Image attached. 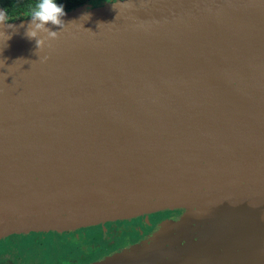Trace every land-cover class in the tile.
I'll use <instances>...</instances> for the list:
<instances>
[{
	"label": "water",
	"instance_id": "1",
	"mask_svg": "<svg viewBox=\"0 0 264 264\" xmlns=\"http://www.w3.org/2000/svg\"><path fill=\"white\" fill-rule=\"evenodd\" d=\"M65 12L0 36V239L184 210L93 264H264V0Z\"/></svg>",
	"mask_w": 264,
	"mask_h": 264
},
{
	"label": "flooded vegetation",
	"instance_id": "2",
	"mask_svg": "<svg viewBox=\"0 0 264 264\" xmlns=\"http://www.w3.org/2000/svg\"><path fill=\"white\" fill-rule=\"evenodd\" d=\"M162 212L167 211L68 231H31L11 234L0 239V264H93L130 248L140 240L145 242L149 240L155 231L153 230L151 234L145 236L143 231L146 228L145 224L136 222L138 221L136 219L148 216L159 219ZM183 212H179L180 215L177 217L173 216V218L167 219H178L184 215ZM102 225L108 227L107 235L104 238L106 241L102 242L101 240L98 245H95L90 232L94 227ZM125 235H128V238L121 242L120 240L126 237ZM23 241H29L31 244L28 249L21 251ZM48 241L54 248L51 259L47 258V252L44 250Z\"/></svg>",
	"mask_w": 264,
	"mask_h": 264
},
{
	"label": "clouds",
	"instance_id": "3",
	"mask_svg": "<svg viewBox=\"0 0 264 264\" xmlns=\"http://www.w3.org/2000/svg\"><path fill=\"white\" fill-rule=\"evenodd\" d=\"M127 6L128 5L113 4V7L117 9ZM65 15L64 5L58 4L56 0H38L35 8L29 14L31 19L25 31L26 37L30 40H35L36 48L38 50H43L46 42L57 39L59 35V31L52 30L48 25L51 24L63 28L65 22L62 17ZM85 16L90 18V14H86ZM14 27V25L8 23L6 11L0 9V36L6 37V41L9 40L11 36L6 29H13ZM48 58L49 57L45 56L43 60L46 61Z\"/></svg>",
	"mask_w": 264,
	"mask_h": 264
},
{
	"label": "rangeland",
	"instance_id": "4",
	"mask_svg": "<svg viewBox=\"0 0 264 264\" xmlns=\"http://www.w3.org/2000/svg\"><path fill=\"white\" fill-rule=\"evenodd\" d=\"M182 211H184V210H170V211H167V212L160 213V216L161 217L159 219L158 218L157 219H154L153 217L148 216L146 218L136 219V220H138L136 222H140L142 224L143 223L145 224V226H146L147 229L144 228L143 231L145 232V236H146L148 234H151L153 232V230L156 233L161 228L162 224L165 221L172 220V219H167V218H171V217L173 218V216H176L177 217V216L180 215L179 212H182ZM183 214H185V212H183ZM164 218H166V220H164ZM107 230H108L107 225L106 226L105 225H102V226H99V227H94L92 229V231L90 232V234L93 235L92 239H93L95 245H98L101 240H102V242L106 241V239H104V238L107 235ZM155 233H153V235ZM125 236L126 237H124L123 239L120 240L121 242L124 241L126 238H128V235H125ZM47 243H48L47 246L46 245L44 246V250L47 252V258L48 259H51L52 254H53V251H54V248H52V245H51V243L49 241ZM29 244H31V242H29V241L28 242L27 241L24 242L23 241L22 244H21V246H22L21 247V251H24V250L28 249ZM144 244H145V241H141L140 240V241L136 242L135 244H133L130 248H135V247H138V246H142ZM112 249H114V248H112Z\"/></svg>",
	"mask_w": 264,
	"mask_h": 264
},
{
	"label": "trees",
	"instance_id": "5",
	"mask_svg": "<svg viewBox=\"0 0 264 264\" xmlns=\"http://www.w3.org/2000/svg\"><path fill=\"white\" fill-rule=\"evenodd\" d=\"M113 0H56L58 4H63L65 10L74 8L86 3L92 5H101ZM38 0H0L2 6L7 14L29 16L30 12L35 8Z\"/></svg>",
	"mask_w": 264,
	"mask_h": 264
}]
</instances>
